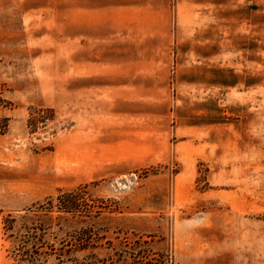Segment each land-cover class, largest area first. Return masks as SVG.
Returning a JSON list of instances; mask_svg holds the SVG:
<instances>
[{
	"label": "rangeland",
	"instance_id": "374dc122",
	"mask_svg": "<svg viewBox=\"0 0 264 264\" xmlns=\"http://www.w3.org/2000/svg\"><path fill=\"white\" fill-rule=\"evenodd\" d=\"M80 1L0 0V264H264V0H103L154 85L67 155ZM79 185L81 212L37 207Z\"/></svg>",
	"mask_w": 264,
	"mask_h": 264
},
{
	"label": "crops",
	"instance_id": "0c3cea01",
	"mask_svg": "<svg viewBox=\"0 0 264 264\" xmlns=\"http://www.w3.org/2000/svg\"><path fill=\"white\" fill-rule=\"evenodd\" d=\"M71 5L68 8L80 9L78 13L70 11L68 14L75 15L72 19L79 17L81 20V84H57L63 86L59 103H64L65 114L74 124L65 134L67 155L78 152L73 140L82 139L81 132L96 134L103 131L106 124L109 130H114V124L136 121L137 92L152 89L154 85L136 84L134 56H121L120 5L107 6L103 0H81ZM232 6V0H229L223 8L230 10ZM110 8L111 13L106 11ZM109 16L113 20L111 35L105 29ZM224 32L226 34V27ZM5 33L0 29V39ZM122 65L125 70L123 79ZM57 107L60 108L58 104Z\"/></svg>",
	"mask_w": 264,
	"mask_h": 264
},
{
	"label": "trees",
	"instance_id": "16d2710c",
	"mask_svg": "<svg viewBox=\"0 0 264 264\" xmlns=\"http://www.w3.org/2000/svg\"><path fill=\"white\" fill-rule=\"evenodd\" d=\"M41 120L44 118H48V114L41 116ZM4 128H0V133L3 132L7 128V118H5ZM85 185H79L73 189L66 190L64 192H59L57 195H48L45 198V202L39 204L37 207L44 208L48 211H51L53 208H56L57 211L63 213H77L81 212L83 209V205L86 204L85 197L83 196ZM6 225L12 227L13 218L7 217ZM82 240V238H80Z\"/></svg>",
	"mask_w": 264,
	"mask_h": 264
}]
</instances>
